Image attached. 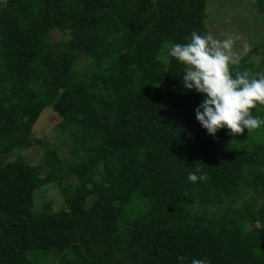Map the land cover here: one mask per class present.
<instances>
[{
	"label": "trees",
	"instance_id": "16d2710c",
	"mask_svg": "<svg viewBox=\"0 0 264 264\" xmlns=\"http://www.w3.org/2000/svg\"><path fill=\"white\" fill-rule=\"evenodd\" d=\"M205 4L0 0V264H264V126L207 134L167 55L205 31ZM47 107L63 141L32 136ZM33 145L41 163L9 159ZM56 179L59 210L40 193Z\"/></svg>",
	"mask_w": 264,
	"mask_h": 264
},
{
	"label": "clouds",
	"instance_id": "9594fccd",
	"mask_svg": "<svg viewBox=\"0 0 264 264\" xmlns=\"http://www.w3.org/2000/svg\"><path fill=\"white\" fill-rule=\"evenodd\" d=\"M189 42L172 43L167 55L184 65L182 86L203 95L195 108V117L207 134L215 137L220 129H228L229 135L256 130L264 126V118L251 110L264 105V75L252 77L247 71L233 76L229 66L239 63L233 52V39L214 38L192 31ZM196 168L189 172L190 182L203 181L206 177ZM183 259V258H181ZM191 264H210L204 258H193Z\"/></svg>",
	"mask_w": 264,
	"mask_h": 264
},
{
	"label": "rangeland",
	"instance_id": "374dc122",
	"mask_svg": "<svg viewBox=\"0 0 264 264\" xmlns=\"http://www.w3.org/2000/svg\"><path fill=\"white\" fill-rule=\"evenodd\" d=\"M205 12V31L201 35L211 33L218 40L231 37L233 39L232 52L236 57L240 58L251 51L248 59L251 68L246 71L252 75H264V64H262L264 60V17L259 11L256 0H206ZM140 18L144 23L152 19L147 12H144ZM53 36L55 40L62 37L59 32H55ZM84 61V59L78 60L80 67L84 65ZM70 94H66L61 98L63 102L69 105L72 103ZM59 120L60 118L51 107L45 108L32 127L33 138H38L50 144L57 139L63 141V136L58 137L55 129ZM68 147V145H65L63 148L66 156ZM43 151L44 149L41 146L33 145L13 151L9 159H12L15 152H19L28 163L38 164L43 160ZM64 180L69 181L68 178H64ZM43 191V199L50 201L53 209L59 210L65 205L57 179L48 184L43 190L41 189L40 193ZM37 202L38 205L41 203V197L37 198ZM90 202L91 199L88 198V203Z\"/></svg>",
	"mask_w": 264,
	"mask_h": 264
}]
</instances>
